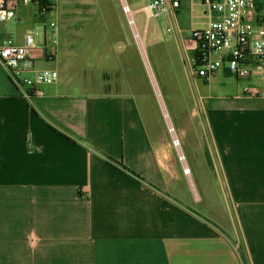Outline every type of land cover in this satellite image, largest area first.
I'll list each match as a JSON object with an SVG mask.
<instances>
[{
	"label": "crops",
	"instance_id": "obj_1",
	"mask_svg": "<svg viewBox=\"0 0 264 264\" xmlns=\"http://www.w3.org/2000/svg\"><path fill=\"white\" fill-rule=\"evenodd\" d=\"M201 7L183 3L175 22L187 14L192 24L183 33L206 25ZM16 14L18 37L0 39L22 45L35 30L56 39V60L35 69L60 78L27 98L0 65V264H264L262 77L194 79L175 37L197 130L186 156L151 132L134 95L73 86L63 25L40 23L48 13L36 6Z\"/></svg>",
	"mask_w": 264,
	"mask_h": 264
},
{
	"label": "rangeland",
	"instance_id": "obj_2",
	"mask_svg": "<svg viewBox=\"0 0 264 264\" xmlns=\"http://www.w3.org/2000/svg\"><path fill=\"white\" fill-rule=\"evenodd\" d=\"M49 1L51 13L40 23L56 21L65 27L66 75L74 81L73 86L134 95L151 132L171 144L169 128L174 127L187 156V149L196 142L192 134L197 132L188 121L190 89L175 35L164 32L170 25L176 30L191 29L187 14L181 24L180 20L169 22L166 17L148 19L147 11L124 13L123 3L134 10L147 7V0H66L64 4V0ZM129 19L135 24L130 25ZM13 23L14 20L0 25V32L18 37Z\"/></svg>",
	"mask_w": 264,
	"mask_h": 264
},
{
	"label": "built area",
	"instance_id": "obj_3",
	"mask_svg": "<svg viewBox=\"0 0 264 264\" xmlns=\"http://www.w3.org/2000/svg\"><path fill=\"white\" fill-rule=\"evenodd\" d=\"M186 0H149L148 19L166 17L175 21ZM204 9L207 23L204 27L183 33L173 25L165 29V34L179 36L185 41L191 76L194 79L208 81L221 72L241 81L249 80L254 73L264 81V0L259 10L256 0H196ZM49 0H0V25L16 19L19 4L34 5L40 13L46 14L53 8ZM126 15L133 11L123 3ZM129 24L134 25L133 19ZM56 28V23H51ZM37 40H42L43 51L37 52ZM57 41L46 42L45 33L40 30L30 31L24 36V43L19 45L12 36L0 39V65L6 71L12 85L27 98L40 94V85H51L59 81L56 70H36L35 61L43 58L48 62L56 60ZM32 73L33 75H29ZM246 91H249L247 88ZM175 148H181V141L174 127L169 128ZM179 160L185 162L183 153ZM190 173V169H185Z\"/></svg>",
	"mask_w": 264,
	"mask_h": 264
}]
</instances>
